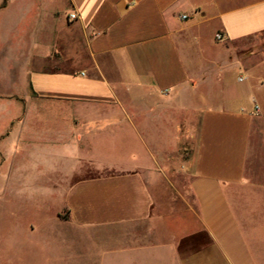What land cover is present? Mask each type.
<instances>
[{
  "label": "crops",
  "instance_id": "obj_1",
  "mask_svg": "<svg viewBox=\"0 0 264 264\" xmlns=\"http://www.w3.org/2000/svg\"><path fill=\"white\" fill-rule=\"evenodd\" d=\"M62 2L0 92L3 160L51 153L46 264H264V0Z\"/></svg>",
  "mask_w": 264,
  "mask_h": 264
},
{
  "label": "rangeland",
  "instance_id": "obj_2",
  "mask_svg": "<svg viewBox=\"0 0 264 264\" xmlns=\"http://www.w3.org/2000/svg\"><path fill=\"white\" fill-rule=\"evenodd\" d=\"M47 1L7 0L9 10L0 13V92L6 96L24 95L33 55L48 48ZM54 1L59 8L64 4ZM14 108L1 104L0 128ZM4 153L0 151V264H46L48 227L62 206L50 192L54 179L48 178L46 159L51 153L26 147L16 154L12 144L5 161Z\"/></svg>",
  "mask_w": 264,
  "mask_h": 264
},
{
  "label": "built area",
  "instance_id": "obj_3",
  "mask_svg": "<svg viewBox=\"0 0 264 264\" xmlns=\"http://www.w3.org/2000/svg\"><path fill=\"white\" fill-rule=\"evenodd\" d=\"M69 18H70L71 20H75V19H77V15H76L75 13H70V14H69ZM183 18L185 19V18H187V16H183ZM216 39H217V40H222V39H223V35H221V34H217V35H216ZM256 110H258V107H256Z\"/></svg>",
  "mask_w": 264,
  "mask_h": 264
},
{
  "label": "trees",
  "instance_id": "obj_4",
  "mask_svg": "<svg viewBox=\"0 0 264 264\" xmlns=\"http://www.w3.org/2000/svg\"><path fill=\"white\" fill-rule=\"evenodd\" d=\"M6 3H7V0H5V2H4V5H3V6H6Z\"/></svg>",
  "mask_w": 264,
  "mask_h": 264
}]
</instances>
